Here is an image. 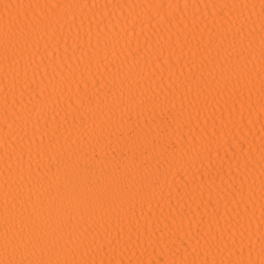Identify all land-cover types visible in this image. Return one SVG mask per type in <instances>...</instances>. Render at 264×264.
I'll return each mask as SVG.
<instances>
[{
	"label": "bare ground",
	"instance_id": "1",
	"mask_svg": "<svg viewBox=\"0 0 264 264\" xmlns=\"http://www.w3.org/2000/svg\"><path fill=\"white\" fill-rule=\"evenodd\" d=\"M0 264H264V0H0Z\"/></svg>",
	"mask_w": 264,
	"mask_h": 264
}]
</instances>
